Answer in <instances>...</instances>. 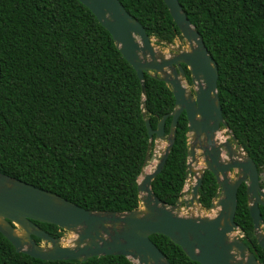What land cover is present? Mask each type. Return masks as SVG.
I'll list each match as a JSON object with an SVG mask.
<instances>
[{
  "label": "trees",
  "instance_id": "obj_1",
  "mask_svg": "<svg viewBox=\"0 0 264 264\" xmlns=\"http://www.w3.org/2000/svg\"><path fill=\"white\" fill-rule=\"evenodd\" d=\"M150 36L182 38L164 0H119ZM215 60L222 116L256 164L264 189V0H178ZM186 75L188 70L185 67ZM151 127L174 107L170 87L144 73ZM141 85L112 36L80 0H0V171L55 192L91 210L138 207L137 178L148 132ZM171 116L165 120L169 131ZM187 119L176 123L173 145L153 192L174 205L186 177ZM217 183L205 170L198 190L209 208ZM264 223V206H259ZM234 221L264 264L250 217L246 186L237 190ZM52 236L55 224L34 220ZM39 242L38 238H34ZM150 239L170 264H200L170 238ZM250 247V248H251ZM0 264H133L123 255L84 261L42 260L17 252L0 232Z\"/></svg>",
  "mask_w": 264,
  "mask_h": 264
},
{
  "label": "water",
  "instance_id": "obj_2",
  "mask_svg": "<svg viewBox=\"0 0 264 264\" xmlns=\"http://www.w3.org/2000/svg\"><path fill=\"white\" fill-rule=\"evenodd\" d=\"M80 1L107 29L140 81L148 144L137 178L139 205L127 211L85 209L0 171V232L17 252L42 260L82 262L94 256L123 255L133 264H170L150 239L156 233L170 238L200 264H261L234 221L237 190L244 183L254 236L264 250L260 174L223 119L216 62L178 0L164 2L188 48L177 46L169 53L156 48L153 40L156 44L172 43L148 35L119 0ZM144 73L162 80L174 97L173 109L160 117L155 128L146 117ZM182 112L187 119L186 177L181 196L169 205L153 192L151 182L169 155ZM167 116L171 120L165 134ZM205 170L217 183L209 208L201 205L198 194ZM34 220L73 233L71 245H63L62 236L48 234Z\"/></svg>",
  "mask_w": 264,
  "mask_h": 264
},
{
  "label": "rangeland",
  "instance_id": "obj_3",
  "mask_svg": "<svg viewBox=\"0 0 264 264\" xmlns=\"http://www.w3.org/2000/svg\"><path fill=\"white\" fill-rule=\"evenodd\" d=\"M153 44L155 45L156 48L160 49V50H164L166 53H169L170 51H172V48L175 47H181L184 49L188 48L187 43L185 42V40L183 38H176L172 44H167V45H163V44H156V42L153 40ZM227 138L230 140V142H233L231 139V135L230 133L227 131ZM164 145V143L162 144ZM262 177L264 176V173L261 174ZM231 177H233V174H231ZM264 190V189H263ZM74 238V234L67 232V231H63L62 232V244L63 245H71V240ZM43 244V243H41Z\"/></svg>",
  "mask_w": 264,
  "mask_h": 264
},
{
  "label": "flooded vegetation",
  "instance_id": "obj_4",
  "mask_svg": "<svg viewBox=\"0 0 264 264\" xmlns=\"http://www.w3.org/2000/svg\"><path fill=\"white\" fill-rule=\"evenodd\" d=\"M249 245V244H248ZM249 247H250V245H249Z\"/></svg>",
  "mask_w": 264,
  "mask_h": 264
}]
</instances>
